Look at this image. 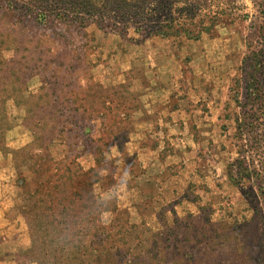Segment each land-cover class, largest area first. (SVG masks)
Returning a JSON list of instances; mask_svg holds the SVG:
<instances>
[{
  "label": "rangeland",
  "instance_id": "obj_1",
  "mask_svg": "<svg viewBox=\"0 0 264 264\" xmlns=\"http://www.w3.org/2000/svg\"><path fill=\"white\" fill-rule=\"evenodd\" d=\"M260 1L175 4L194 40L41 22L0 0V264L26 246L45 264H264L263 183L229 174Z\"/></svg>",
  "mask_w": 264,
  "mask_h": 264
},
{
  "label": "trees",
  "instance_id": "obj_2",
  "mask_svg": "<svg viewBox=\"0 0 264 264\" xmlns=\"http://www.w3.org/2000/svg\"><path fill=\"white\" fill-rule=\"evenodd\" d=\"M181 1L183 0H152L151 7L148 8L150 0H16L17 3L9 8L22 13L24 17L34 16L41 22L55 20L80 27L94 24L101 30L121 36L134 29L138 35L146 37H185L196 40L201 32L196 30L192 23L194 18H185L182 13L177 16L178 11L174 10V5ZM259 5L264 9V0H261ZM258 39L262 40L263 36ZM263 46L259 42V45L253 48L246 63L245 76L243 79H236L233 101L239 110L232 113V120L238 139V158L235 166L239 165V168L235 167L234 171L229 172L231 178H236L239 184L245 179L250 182L252 178L258 185L263 183L262 187H258L261 192H264ZM241 95L244 96L243 99ZM245 163H250V167L244 168L245 171L242 172ZM252 189L247 187V192H255ZM50 209L42 210L51 212ZM50 243L51 240L47 236L42 240V249L46 250L45 247ZM42 260L45 264V258L42 257Z\"/></svg>",
  "mask_w": 264,
  "mask_h": 264
},
{
  "label": "crops",
  "instance_id": "obj_3",
  "mask_svg": "<svg viewBox=\"0 0 264 264\" xmlns=\"http://www.w3.org/2000/svg\"><path fill=\"white\" fill-rule=\"evenodd\" d=\"M0 115H1L0 117V122H1V118L6 117L8 114L6 110H3L0 113ZM3 123L2 122L0 123V133L4 132V134H6V132L10 130V125L8 124L3 125ZM24 210H25V207H21L20 209L18 207H15L13 209V211H16L19 213L24 212ZM29 248H30L29 246L20 248L17 254L6 256L5 258H8L7 263L9 262L10 264H43V260L40 258V255H36L33 257V254L29 252ZM3 261L4 259L1 260V262Z\"/></svg>",
  "mask_w": 264,
  "mask_h": 264
}]
</instances>
